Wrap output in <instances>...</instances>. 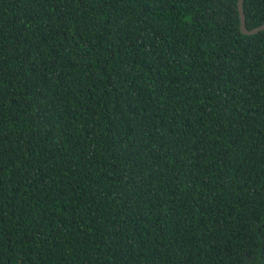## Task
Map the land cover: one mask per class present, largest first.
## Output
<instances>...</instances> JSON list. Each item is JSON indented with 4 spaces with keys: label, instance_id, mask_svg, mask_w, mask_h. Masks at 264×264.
<instances>
[{
    "label": "trees",
    "instance_id": "trees-1",
    "mask_svg": "<svg viewBox=\"0 0 264 264\" xmlns=\"http://www.w3.org/2000/svg\"><path fill=\"white\" fill-rule=\"evenodd\" d=\"M0 264H264L238 0H0Z\"/></svg>",
    "mask_w": 264,
    "mask_h": 264
},
{
    "label": "water",
    "instance_id": "water-1",
    "mask_svg": "<svg viewBox=\"0 0 264 264\" xmlns=\"http://www.w3.org/2000/svg\"><path fill=\"white\" fill-rule=\"evenodd\" d=\"M244 1L245 0H238V10H239V16H240V31L244 35H254L257 34L260 31H264V24L253 28L248 29L246 26V18L244 14Z\"/></svg>",
    "mask_w": 264,
    "mask_h": 264
}]
</instances>
